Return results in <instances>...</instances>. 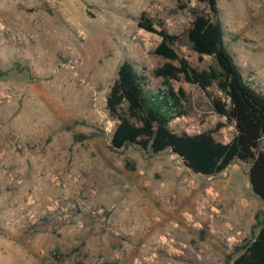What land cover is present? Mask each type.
Listing matches in <instances>:
<instances>
[{
	"label": "rangeland",
	"instance_id": "rangeland-1",
	"mask_svg": "<svg viewBox=\"0 0 264 264\" xmlns=\"http://www.w3.org/2000/svg\"><path fill=\"white\" fill-rule=\"evenodd\" d=\"M189 7L196 0H0V264H224L256 232L264 202L248 164L207 177L169 151L110 148L105 100L121 63L161 86L153 71L166 60L153 54L159 36L138 28L142 13L179 37L192 67L209 64L182 36ZM218 8L228 52L264 91V0ZM171 85L186 95L172 131L232 140L199 87Z\"/></svg>",
	"mask_w": 264,
	"mask_h": 264
},
{
	"label": "trees",
	"instance_id": "trees-1",
	"mask_svg": "<svg viewBox=\"0 0 264 264\" xmlns=\"http://www.w3.org/2000/svg\"><path fill=\"white\" fill-rule=\"evenodd\" d=\"M196 2L198 7L187 9L191 20L182 36L200 60L210 58L209 64L202 70L192 67L174 48L179 37L164 28L155 29L153 21L142 13L138 28L159 36L153 54L166 60L153 71L161 86L150 87L147 77L133 64L121 63L105 100L107 115L115 122L110 148L133 145L152 155L169 151L191 172L207 177L223 172L236 161L248 164L251 191L264 202V91L244 78L228 52L218 0ZM181 79L199 87L211 111L233 125L235 135L229 143L215 140V131L178 134L171 130L170 123L186 114L185 92L171 85V81ZM223 126L218 124L217 128ZM126 166L133 170L129 162ZM255 219L256 232L227 255L224 264H264V218L259 219L257 214Z\"/></svg>",
	"mask_w": 264,
	"mask_h": 264
}]
</instances>
